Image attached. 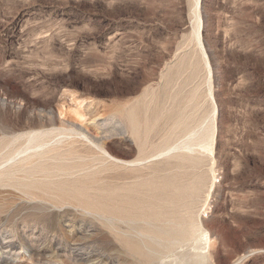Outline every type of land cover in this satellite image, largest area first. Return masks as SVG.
<instances>
[{
	"label": "rangeland",
	"instance_id": "1",
	"mask_svg": "<svg viewBox=\"0 0 264 264\" xmlns=\"http://www.w3.org/2000/svg\"><path fill=\"white\" fill-rule=\"evenodd\" d=\"M0 264H264V0H0Z\"/></svg>",
	"mask_w": 264,
	"mask_h": 264
},
{
	"label": "bare ground",
	"instance_id": "2",
	"mask_svg": "<svg viewBox=\"0 0 264 264\" xmlns=\"http://www.w3.org/2000/svg\"><path fill=\"white\" fill-rule=\"evenodd\" d=\"M199 2H200V1H199ZM199 2H198V3H199ZM198 3H197V4H198ZM198 15H199V14H198ZM200 16H201V15H200ZM197 17H198V16H197ZM199 18H200V17H199ZM200 21H201V20H200ZM198 23H199V22H198ZM198 23H197V26L199 27ZM200 23H201V22H200ZM200 26H201V24H200ZM199 29H200V28H199ZM197 31L200 32V30H198V28H197ZM198 32H197V33H198ZM197 35H199V34H197ZM200 35H201V34H200ZM198 38H199V37H198ZM199 39H200V38H199ZM198 41H200V40H198ZM200 43H201V42H200ZM202 45H203V44H202ZM203 47H204V46H203ZM92 121H94V120H92ZM72 124H73V123H72ZM80 128H81V127H80ZM67 129H68V128H67ZM68 130H70V129H68ZM71 130H72V128H71ZM86 130H88V129H86ZM63 131H64V130H63ZM75 131H76V128H75ZM45 132H46V131H45ZM87 132H88V131H87ZM38 133H39V132H38ZM38 133H37L36 135H35L34 133H33V135L30 134L31 136L28 135V136H29V137H28V142H30L31 144H32V143H34V144H33L32 146H29V145H30V144H29V145L27 146V148H25V150H24V148H22V150L20 149L22 152H23V151L25 152V151H27V150L30 148V150H28L29 153H30L32 147L35 148L36 146H41L40 143H42V142H41L42 140L40 141L39 139H41L42 134H38ZM41 133H42V132H41ZM69 133H71V132H69ZM78 133L80 134V132H78ZM78 133H77V134H78ZM44 134H46V133H44ZM43 136L45 137V135H43ZM85 136H86V135H85ZM91 136H92V135H91ZM106 136H107V135H106ZM46 137H47V136H46ZM46 137H45V139H46ZM99 137H100V136H99ZM91 138H92V137H91ZM91 138H90V139H91ZM101 138H102V137H101ZM45 139H43V142L45 141ZM86 139H87V138H86ZM93 139H94V138H93ZM46 141H47V140H46ZM98 141H99V140H98ZM65 142H66V141H65ZM47 143H48V142H47ZM43 144H44V143H43ZM56 144H57V143H56ZM45 145H47V144H45ZM43 146H44V145H43ZM100 146L103 147V145H101V144H100ZM38 148H39V147H38ZM41 148H43V147H41ZM43 149H44V148H43ZM1 150H2V149H1ZM101 150H104V149L102 148ZM21 151H20V153H21ZM28 151H27V152H28ZM33 151H34V149H33ZM47 151H48V150H47ZM47 151H46V152L44 151V152L47 153ZM58 151H59V150H58ZM39 152H40V151H39ZM41 152L43 153V151H41ZM48 152H49V151H48ZM35 153H36V152H35ZM37 153H38V152H37ZM37 153H36V154H37ZM10 154H11V153H10ZM18 154H19V153H18ZM18 154H16L15 156L17 157ZM26 154H27V153H26ZM26 154H25V156H26ZM36 154H35V155H36ZM35 155H34V156H35ZM40 155H41V154H40ZM40 155H38V157H39ZM15 156H14V157H15ZM25 156H23V157H25ZM27 156H29V155H27ZM30 156H31V155H30ZM93 156H94V155H93ZM32 157H33V156H32ZM38 157H37V158L33 157V158H35V159L31 158L30 161L35 162V160H37ZM40 157H42V156H40ZM81 157H82V156H81ZM12 158H13V157H12ZM19 159H20V158H19ZM23 159H24V158H23ZM25 159H26V158H25ZM28 159H29V157H28ZM86 159H87V158H86ZM109 159H110V158H109ZM4 160H5V162H7V161H8V157H7V159H4ZM14 160H15V159H14ZM14 160H13V161H14ZM17 160H18V159H17ZM33 160H34V161H33ZM56 160H57V159H56ZM75 160H76V159H75ZM9 161H12V159H11V160L9 159ZM22 161H23V160H22ZM27 161H29V160H27ZM139 161H140V160H139ZM14 162H15V161H14ZM14 162H11V163H14ZM132 163H133V162H132ZM1 164H2V162H1ZM6 164H7V163H6ZM30 164H31V163H30ZM56 164H57V163H56ZM10 165H11V164H10ZM22 165H23V164H22ZM33 165H34V164H33ZM37 165H38V164H37ZM7 166H8V165H7ZM23 166H24V165H23ZM21 168H22V167H21ZM48 168H49V167H48ZM81 168H82V167H81ZM23 169H24V168H23ZM44 169H45V167H44ZM44 169H43V170H44ZM29 170H30V169H29ZM47 170H48V169H47ZM60 170H61V169H60ZM9 171H10V170H9ZM57 171H58V170H57ZM71 171H73V170H71ZM5 172H6V170H5ZM44 172H46V171H44ZM60 172H61V171H60ZM33 173H34V172H33ZM50 173H51V172H50ZM61 173H62V172H61ZM66 173H67V172H65V174H66ZM46 174H47V172H46ZM51 174H52V173H51ZM55 174H56V173H54V175H55ZM57 174H58V173H57ZM68 174H69V173H68ZM68 174H67V176H68ZM60 176H61V175H60ZM53 178H54V177H53ZM47 180H48V179H47ZM47 182H48V181H47ZM49 182H50V181H49ZM30 184H31V183H30ZM43 187H44V186H43ZM54 187H55V186H54ZM121 191H122V190H121ZM114 206H115V205H114ZM161 217H162V216H161ZM195 221H196V220H195ZM198 224H199V223H198ZM198 224H197V225H198ZM200 225H201V224H200ZM198 230H199V229H198ZM193 231H194V230H193ZM197 232H198V231H197ZM207 233H208V232H207ZM205 234H206V233H205ZM204 240H205V239H204ZM203 243H204V242H203ZM8 248H9V247H8ZM207 250H208V249H207ZM198 255H199V254H198ZM201 256H204V255L202 254ZM7 258H8V257H7ZM12 258H13V257H12ZM203 258H204V257H203ZM4 260H5V258H4Z\"/></svg>",
	"mask_w": 264,
	"mask_h": 264
}]
</instances>
